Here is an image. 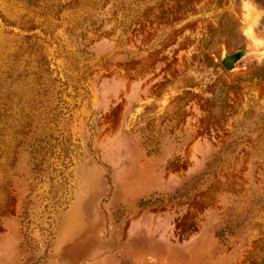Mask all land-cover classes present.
Segmentation results:
<instances>
[{"label": "rangeland", "instance_id": "1", "mask_svg": "<svg viewBox=\"0 0 264 264\" xmlns=\"http://www.w3.org/2000/svg\"><path fill=\"white\" fill-rule=\"evenodd\" d=\"M262 75L264 0H0V264H264Z\"/></svg>", "mask_w": 264, "mask_h": 264}, {"label": "water", "instance_id": "2", "mask_svg": "<svg viewBox=\"0 0 264 264\" xmlns=\"http://www.w3.org/2000/svg\"><path fill=\"white\" fill-rule=\"evenodd\" d=\"M246 50L236 51L230 55H225L222 59V64L227 71H233L235 66L245 58Z\"/></svg>", "mask_w": 264, "mask_h": 264}, {"label": "trees", "instance_id": "3", "mask_svg": "<svg viewBox=\"0 0 264 264\" xmlns=\"http://www.w3.org/2000/svg\"><path fill=\"white\" fill-rule=\"evenodd\" d=\"M261 77V76H260ZM262 78H264V75H262Z\"/></svg>", "mask_w": 264, "mask_h": 264}]
</instances>
